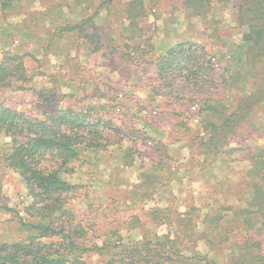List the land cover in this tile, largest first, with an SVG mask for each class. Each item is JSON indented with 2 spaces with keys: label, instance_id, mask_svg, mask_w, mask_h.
<instances>
[{
  "label": "rangeland",
  "instance_id": "1",
  "mask_svg": "<svg viewBox=\"0 0 264 264\" xmlns=\"http://www.w3.org/2000/svg\"><path fill=\"white\" fill-rule=\"evenodd\" d=\"M129 1L21 0L7 10L0 4V59L13 52L24 56L27 65L24 83L1 90L0 104L32 113L43 97L56 99L53 91L61 106L85 110L109 122L104 136L111 145L86 152L73 162L76 177L81 179L68 197V208L74 210L70 218L82 223L92 244L100 246L113 233L126 244L147 233L149 237L167 234L171 223L151 219L172 213L170 218L175 220L190 212L194 203L216 205L218 196L221 201H217L225 206L235 207L237 197L248 203L250 195L243 184L231 187L230 181L244 177L238 172L245 166L240 158L264 146V131L260 130L264 103L250 124L228 142L226 155L216 160L205 156L197 137L200 107L193 101L212 97L230 113L239 104L238 92L246 90L245 83L252 85L238 78L245 64L236 55L244 31L237 25L236 3L195 18L185 0H144L146 16L135 20L145 34L141 40L138 28L125 31ZM69 12L76 14L77 23L95 15L89 22L94 26L63 34L61 29L72 21ZM18 21H24L30 31L22 25L18 28L14 24ZM131 35L133 39L126 42ZM189 42L200 47L189 51ZM126 43L133 46L127 48ZM181 43V54H191L192 63L206 69L204 63L210 60L215 70H202L191 80L177 78L179 74L162 79L158 58ZM232 150L237 152L230 155ZM31 202L23 179L0 157V241L12 243L28 236L24 225L36 221L33 211H26ZM194 214L202 216L199 211ZM204 242L201 233L190 237L185 244L187 253L199 252L217 264H230L234 243ZM108 258L107 254L92 255L91 263L105 264Z\"/></svg>",
  "mask_w": 264,
  "mask_h": 264
},
{
  "label": "trees",
  "instance_id": "2",
  "mask_svg": "<svg viewBox=\"0 0 264 264\" xmlns=\"http://www.w3.org/2000/svg\"><path fill=\"white\" fill-rule=\"evenodd\" d=\"M19 1L0 0L1 9H14ZM232 2L236 3L238 12L237 25L244 30L242 45L236 50V55H239L245 68L238 78L248 79L252 85L245 83L246 90L238 92L239 104L230 113L223 103L214 101L212 97L193 101L200 107L199 145L203 154L213 156L214 160L227 154L228 142L244 125L250 124L249 121L256 115L255 110L264 103V0L184 2L195 18L205 16L215 8L228 7ZM144 5V0H130L128 17L125 19L128 21L125 31L138 28L141 40L145 34L135 20L146 16ZM75 15L69 12L72 21L65 20L68 23L64 30L61 29L63 34L85 32L88 25L94 26L89 22L95 15L82 23L74 22ZM23 22L14 24L30 31V26ZM132 39L133 35L127 37L126 42ZM145 42L149 40L146 38ZM126 44L127 48L133 46ZM187 44L189 51L200 47L196 43ZM183 49L184 44H178L168 48L166 54L158 58V72L162 79H171L179 74L177 78L185 76V79L191 80L198 78L202 70L205 73L215 70L210 60L204 63L206 69L202 64L192 63L191 54H181ZM9 55L7 59H0V91L24 83L27 78L25 57L13 52ZM50 93L57 99V93ZM46 98L40 99L41 103L32 113L0 104V157L26 184L32 200L26 211H33L36 220L24 225L28 233L24 240L12 243L0 241V264H93L92 255L105 254L109 256L105 264H217L199 252L192 255L187 253L190 251L185 248L186 242L200 233L205 238V245L206 242L210 245L235 244L230 264H264V146L252 150V153L250 150L247 156L240 158L239 162L245 164L238 171L240 175L244 174L243 178L239 177L233 182L230 179L231 187L237 183L243 184L250 195L248 203L243 204V200L237 197L233 204L235 207L225 206L218 202L221 201L218 196L215 198L216 205L194 203L190 212L178 215L175 220L170 218L172 213L151 219L154 223H171L169 227L173 230L170 228L167 234L149 237L147 233L141 240L126 244L116 238L117 233H113L112 238L100 246L92 244L82 223L76 224L74 218H70L74 216V210L68 208V197L74 194L78 186L76 183L81 179L76 177L73 162L81 159L86 152L106 150L111 145L104 136L109 122L90 116L85 110L65 108L58 100ZM54 102L56 106L52 107L51 103ZM260 130L264 131V121ZM236 152L228 151L230 155ZM227 175L231 176L230 173ZM195 211L202 212V216L195 215ZM134 219L140 220L137 217ZM231 223L236 225L231 226ZM94 226L88 230L92 231ZM236 230L242 239H237L240 236L237 237ZM207 236L213 240L210 241ZM256 236L261 237L260 240Z\"/></svg>",
  "mask_w": 264,
  "mask_h": 264
},
{
  "label": "built area",
  "instance_id": "3",
  "mask_svg": "<svg viewBox=\"0 0 264 264\" xmlns=\"http://www.w3.org/2000/svg\"><path fill=\"white\" fill-rule=\"evenodd\" d=\"M195 108H198V106H197V107H194V109H195ZM196 121L198 122V120H196Z\"/></svg>",
  "mask_w": 264,
  "mask_h": 264
}]
</instances>
